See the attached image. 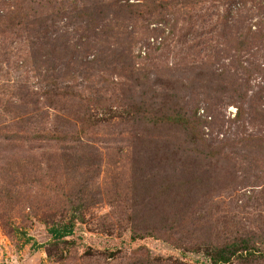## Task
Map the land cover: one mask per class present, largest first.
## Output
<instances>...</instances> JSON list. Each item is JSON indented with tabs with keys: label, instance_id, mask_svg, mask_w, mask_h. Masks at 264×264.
<instances>
[{
	"label": "rangeland",
	"instance_id": "obj_1",
	"mask_svg": "<svg viewBox=\"0 0 264 264\" xmlns=\"http://www.w3.org/2000/svg\"><path fill=\"white\" fill-rule=\"evenodd\" d=\"M144 1L0 0V264H264V0Z\"/></svg>",
	"mask_w": 264,
	"mask_h": 264
},
{
	"label": "trees",
	"instance_id": "obj_2",
	"mask_svg": "<svg viewBox=\"0 0 264 264\" xmlns=\"http://www.w3.org/2000/svg\"><path fill=\"white\" fill-rule=\"evenodd\" d=\"M155 3H156L155 0H146L143 2V4H141L139 6L144 8V9L148 8V10L150 11L152 8H154ZM158 6L159 7H166L164 4H159ZM20 12H21L20 15H22V17L24 18V16H26V15L21 10H20ZM240 112L243 113L242 109ZM241 113H240V115H241ZM139 114H141V112H138L137 110H135L133 113V115L135 117H138ZM133 119H134V117H133ZM170 119H174L171 124L175 125V126H180L181 122L187 123L188 125L190 124V120L185 116H175L173 118L171 116ZM184 175H182L180 178L182 179L184 177ZM167 183H168V186L172 187L173 189L181 188V187L185 186L184 181L178 180L174 176L171 177ZM178 214L181 215V212H179ZM71 233H72V229L65 228L62 231H60V230L53 231L52 235H53V237L64 238L68 235H71ZM145 234H144V236H140V237L139 236L138 237H132V242L135 243L138 241L137 239L140 238V240H141V238H144V237L154 238L153 232L151 229L149 230V232L146 231ZM256 250H258V248L255 246V244H252L249 240H241L238 244H231V245L227 246L226 248H224L223 250H221L219 253L216 254L217 260H215V259H213V260H214V263L215 262L226 263L230 260V258H232L233 256H235L236 254H238L240 252L241 256L238 257V259H243V260H245V262H247L246 259L253 257L255 255ZM244 254H246L245 257H244Z\"/></svg>",
	"mask_w": 264,
	"mask_h": 264
}]
</instances>
